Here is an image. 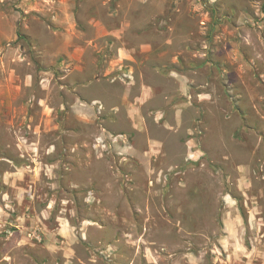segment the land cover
Segmentation results:
<instances>
[{
    "label": "rangeland",
    "instance_id": "374dc122",
    "mask_svg": "<svg viewBox=\"0 0 264 264\" xmlns=\"http://www.w3.org/2000/svg\"><path fill=\"white\" fill-rule=\"evenodd\" d=\"M0 264H264V0H0Z\"/></svg>",
    "mask_w": 264,
    "mask_h": 264
}]
</instances>
